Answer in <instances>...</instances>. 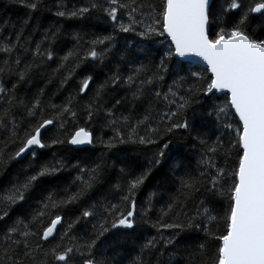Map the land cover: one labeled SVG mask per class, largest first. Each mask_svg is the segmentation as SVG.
<instances>
[{
  "label": "snow or ice",
  "instance_id": "6c2138e0",
  "mask_svg": "<svg viewBox=\"0 0 264 264\" xmlns=\"http://www.w3.org/2000/svg\"><path fill=\"white\" fill-rule=\"evenodd\" d=\"M8 2L26 13L0 26V174L29 162L0 187V264H264V0ZM44 12L104 30L73 35L61 54V28L41 31ZM108 65L93 89L95 72L83 70ZM37 80L45 86L33 92ZM96 125L111 134L97 136ZM184 145L199 150L195 168ZM122 147L144 164L113 180L108 157ZM53 148L99 154L42 160ZM165 166L160 183L174 191L159 194V209L155 192L139 206ZM70 170L62 192L43 187ZM145 226L155 234L138 243Z\"/></svg>",
  "mask_w": 264,
  "mask_h": 264
},
{
  "label": "trees",
  "instance_id": "16d2710c",
  "mask_svg": "<svg viewBox=\"0 0 264 264\" xmlns=\"http://www.w3.org/2000/svg\"><path fill=\"white\" fill-rule=\"evenodd\" d=\"M52 0H50V3ZM74 0H67V3L71 5ZM26 10L19 7L16 4H10L8 0H0V26L8 24L9 27L12 24H18L19 21L25 16ZM37 19L41 25V31L47 29L49 27H60L61 28V36L58 42V50L63 54L66 52L68 48H71L74 41L72 39L73 35L79 33L83 35L84 33H97L100 34L104 30V26L95 20L89 21H76V20H58V18L52 16L50 13H38L36 14ZM33 24L37 23V20L32 21ZM55 67V64H53ZM113 67L112 65H108L107 67L103 68H96L95 70L85 68L83 70L84 73H88L91 71L95 72V83L92 85L94 89L96 84L102 82L105 78L106 74H109V68ZM76 81H73L71 85L67 86L69 90L75 86ZM44 83L41 80H37L34 84L30 85L32 91L34 92L39 87H44ZM56 83L49 84L47 86V91L49 95L56 91ZM91 94V93H90ZM68 95L67 91L62 92L61 94L56 95L53 98V102L59 104L61 103L64 98ZM117 96H123V91H119L115 93ZM212 129H209V135L212 139H215V135L213 134ZM56 134V129L52 128L50 131L45 132L44 136L45 139L53 136ZM95 134L97 136L104 135L105 139L107 135L111 133L107 130H101L100 125L95 126ZM43 155L41 157L42 160L44 159H51L53 152H56L58 156H66L68 159L72 161V163H76L77 161L88 163L92 159L99 154V149L96 151H84V152H75V153H68L64 149H45L41 150ZM176 155V153H174ZM179 155L193 168H195L199 150L197 148L192 147L191 145H184L180 148ZM28 159L26 158L21 163H14L10 169L2 174H0V187H5L8 183L15 177V175L21 171V169L28 166ZM108 163L111 165L115 163V170L109 169V175L114 180L115 174L119 171L120 167H128L130 169L138 170L144 164V156L143 154H139L130 150H126L123 147L120 150L119 159L116 156L108 157ZM167 174V166L164 169L157 171L148 181H146L145 185L143 186L141 192L138 195V204L139 206H144V201L147 198L148 194L151 192L157 193V195L153 198V202L155 203V208L159 209L161 203L163 201L160 199V193L164 194V198H167V193L169 191H174V185L172 184H162L160 183L162 177ZM76 175L75 171H68L61 173L58 177L55 178H47L45 184L43 185L47 191H56L62 192V190L66 187L71 185L72 179ZM107 185L103 187H98L97 191L92 193L91 195L93 198L99 195L100 192L104 191ZM72 191H75V187L73 186ZM37 197L41 195H46L47 192H41L40 188L38 187L34 193ZM219 208V205H217ZM22 212L26 213L27 208L21 210ZM18 213H14L12 219H15V216ZM74 215L73 211L67 212L66 218H71ZM152 218L155 219L156 211L154 210L151 214ZM11 221H9L10 223ZM3 228V225H0V229ZM155 231L147 226L143 227L138 234L137 242H142L144 238L148 237L149 235H154Z\"/></svg>",
  "mask_w": 264,
  "mask_h": 264
}]
</instances>
